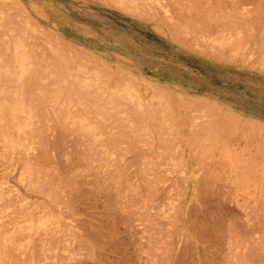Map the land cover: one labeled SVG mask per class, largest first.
Segmentation results:
<instances>
[{
  "label": "rangeland",
  "instance_id": "rangeland-1",
  "mask_svg": "<svg viewBox=\"0 0 264 264\" xmlns=\"http://www.w3.org/2000/svg\"><path fill=\"white\" fill-rule=\"evenodd\" d=\"M115 1L0 0V47L4 51L3 52L0 48V51L2 52H0V58L4 59L3 67L4 63H6V67H10V69L7 67L9 70L15 66V64H13L14 62L11 61L14 59V56L12 55L13 50L11 51L12 54L9 52V50L13 49L12 47L16 46V43H18L15 41H19V43L23 42V44H25L30 39L28 41V46L31 42L33 44L38 43L36 46L34 44L35 48L32 47L33 44H30L31 46L29 47L27 46V43L25 45L27 46L26 48L30 50V52H40L42 56H44L46 60L44 62L45 67L48 65L47 68H45V70L48 71V73L46 72V77L49 76V73L52 75V80L50 77H47L49 78V80L45 78L46 81L48 80L47 82H43V85L41 82V90L44 91L42 88L45 87V92L49 91V94H46L45 92L43 93L44 97L46 98L48 97L47 95H49V97H58L55 99L57 102L54 101V98L51 99L52 97L50 98L51 100H47L45 98L43 99L44 101L47 100L46 102L50 101L52 104L54 102V106L55 102L57 103L55 107L45 103L47 104V108L46 106H42V109L45 110V113L39 112L37 108V110L34 109V107L32 108L34 111L36 110L39 112V114L36 112L38 116L34 113L37 117H39L38 119L34 118L35 120H33V118L30 117V115L33 114L28 115L29 112L26 113V110H24L23 114L26 113L30 118H28V116L25 114L26 121L23 123L18 122L20 124H26V122L28 123L27 119H31L35 121L34 123L32 122L33 125L31 124V126H33L34 129H40L41 131L45 132L44 134H42L43 132L40 131V135H42L38 136V132L35 133V130L33 131L32 129L34 133H30L31 135L29 134L31 138L22 132L24 136L27 137L25 139L23 138V135L22 138L21 136L19 138L18 135H15L16 131L13 132L14 130H9L10 134L12 131L14 136H17L20 140L23 139L22 141H24V139H29L32 141V143L30 141V143L26 141L24 144H28L23 146L21 144L23 142L19 141V139L14 137L13 134H11L13 137H10V134L7 132V136L14 138L17 142H20V146L22 145L23 147L18 146V143V145H16V142L13 143L11 140L14 139H10L9 137L8 139L6 136H3V138L9 141L5 142V145V143H3L5 139L3 140L2 137H0V236H4L3 239L0 237V254H3L2 256L0 255V264H245L246 261L242 256L246 255L249 250L247 248L249 247L252 248V250H249L251 253H247L249 258H247V260L250 261V259H253L252 263L249 262V264H264V260H262V258L264 259V247L262 248V245L264 246V244L263 242L262 244L261 242H259V244L256 243L258 242V239L259 241L264 239V181H259L264 180V178H262L264 177V152H261V149L264 150V131H262L264 129L261 130V133L259 132L260 130H257V128H259H256L257 125L253 126V120L258 121L259 124L260 122L264 123V39H262L264 38L262 37L264 36L262 34L264 33V0L191 1V8H194L195 5H197L198 8L204 7L202 9L204 11L205 9L208 11L210 8L213 9L210 10L215 13V16L217 15L216 17L218 19L214 21L216 24L212 22L211 24L213 25H209V27L211 26L210 28L203 27L204 25L200 22V18L198 19L195 16L189 17L190 13L188 15L186 7L182 5L187 3L186 0ZM256 4H258V6ZM182 8L185 10L183 11ZM261 8L262 10H260ZM186 11L187 14L185 13ZM183 12L186 15H184ZM254 14L256 15L254 16ZM248 16H251V18H248ZM164 17H166V19ZM183 17L186 19L184 20ZM27 18L31 20H29V23L35 25L36 27L29 25V23L27 24ZM225 19L230 22L228 23ZM244 19L247 22L244 21ZM224 23L226 26L228 23L227 28L224 26ZM232 23H234L233 26H231ZM243 23L245 24L244 27H247V25L250 26L248 27V30L242 29ZM27 26H30V28L34 27L35 30L33 28L30 30V32H26L29 31V27ZM196 27L199 28L198 31L196 30ZM232 27H234V30L238 28L235 33L232 32ZM252 27L255 29L253 30ZM175 28L177 30L179 29V31L175 32ZM1 29H3L2 34L4 32H6V34L4 33L2 35ZM192 29L196 31H192ZM249 29H252V31H249ZM244 31L248 32H246L248 36H246ZM232 33H234L235 36L238 35L240 38V41L237 42L238 45L236 44L237 46L235 45L231 50L227 49L226 47H222L231 40L230 35H232ZM29 34H31L34 40ZM43 34H46L48 39H52V36L54 39H52V41L50 39H45ZM211 34L215 36L213 37ZM216 35L219 39H217ZM2 38L3 41H6V43L2 41ZM42 39H45L47 43ZM203 41H205L206 45L208 46H206ZM259 42L261 43L259 44ZM221 47L223 50H221ZM7 48L8 50H5ZM33 48L35 51L32 50ZM206 48L208 49L206 50ZM77 51L82 55L81 57L78 56V59H81L80 61L82 62L78 61L74 57H72V61H69L71 59L70 55H73ZM55 52H57V54ZM1 54H6V58H4L5 56H2ZM63 55L65 57L67 55L70 58H65L68 60L63 62ZM259 58H262L263 60L261 59V61ZM48 60H51V62H48ZM96 61H99L97 62L99 65H95L97 67L92 65L96 64L92 63ZM29 62L32 61L30 60ZM74 62L77 63L75 64ZM83 62V65H87V74H89V71L92 73H97V70H101L98 72V74H103L102 76L105 78V81H103V78H100L103 83H97L94 82L93 79H89L94 82L93 84L96 83L97 86L95 87L99 88L93 91H97L98 95L100 94V99L96 97L95 101H91V105L93 107L95 105L96 107L97 105L102 106L100 109L98 108L99 110L102 108V110L99 112H97L98 109H96V107L94 108L93 111L97 112L94 113L96 116H92V114L90 115L89 110H91L93 107L87 109L89 106L85 107L86 104L83 101L80 102L75 96L71 95L68 90L67 92L68 95H71L70 97L65 94L67 92H64L63 94L62 90L65 88V84L62 86L64 87L63 89L62 87L60 89L61 84H54V81L58 80L56 77H54L56 74H58L56 76L59 77V79L61 74L69 75L68 72H71L69 70H73L74 67H76V70L78 68V64L80 65V63L82 64ZM90 63L93 67L90 65ZM0 64L2 63L0 62ZM106 65L108 67H104ZM109 65L111 66L110 69ZM102 66L103 68H101ZM3 67L1 69L2 71L6 69ZM60 68L64 69L66 72L63 71V73L61 72L59 75ZM52 69L53 71H51ZM77 70H79V72L82 71V69ZM118 72H121V74ZM126 72L128 73L127 75L125 74ZM73 73L74 72H72V74ZM74 74L78 75V73ZM112 74H115V76L117 75V79H115L116 77L114 75L112 76ZM67 75L64 76V78H70L69 76L67 77ZM120 75H123V78H120ZM90 76L93 78V75ZM99 76L100 75L96 76L95 81H98L97 77ZM105 76H110V80L108 77L106 79ZM127 77L131 79L133 78V81ZM61 80H59V82ZM64 80H67L66 82H71L70 79H63V81ZM51 82H53V84ZM125 83L127 84L125 85ZM49 84H52V86L49 87ZM160 85H162L161 89H165V91L162 90V92L164 91L169 96L167 95V97H165L166 95H163L165 94L164 92L159 93ZM58 86L59 88H56ZM155 86L158 88L156 89ZM67 87L66 89H68ZM101 87H104V91L100 90L102 89ZM55 89L57 90L55 91ZM132 89H134L136 95L132 96L134 93L132 92ZM38 90H40L39 87ZM38 90V93H42ZM106 90L108 92H106ZM109 93L111 95L115 94V98L120 96H125L127 99L132 98L133 100L131 99V101L128 102L132 104L131 106H134L133 108L136 107V111L133 110L132 107H122L121 105L124 106L127 103V101L125 102L124 99H121L122 97L118 99H121L123 104L120 103L119 100L118 102L121 105H119L118 108L116 107L117 109L115 108L112 110L111 107L113 106L111 105H113V102L117 104V101L112 97V100H109L112 102H108L107 98L110 97ZM170 96H173V98H171L173 103L175 100L179 99L178 101L182 105L181 107L184 110V114L187 112L188 115L190 114L191 116H189V121L188 119H177L169 115L168 111L166 112L165 109L169 108L168 105L170 103V107L172 105V102L170 99H168ZM175 96L179 97L176 98ZM2 97L3 96L0 95V105H3L5 102L2 100ZM71 97L75 98L71 99ZM191 97H196V102L193 103L194 105L192 104L193 106H189L188 104V100L191 99ZM202 97L207 99L208 102L214 104L215 107L212 106V104L208 105H211L212 108H217L214 109V112L217 111V113H209V111L204 110V108L210 107L207 104L204 105V103L207 101H203V105L205 107H201L202 102H200V105L198 103L199 100L197 101V99ZM133 101L134 103H131ZM29 103L30 102H27L25 107V109H28V111L31 108ZM100 103L104 104L101 105ZM107 103L109 104V107L106 106L108 105ZM145 104H148L149 106ZM196 105H200V108L196 107ZM127 106H130L129 103ZM140 107V113L143 112L142 114L138 115V117H129L132 115V112H137L138 110L140 111ZM104 108H107L108 110ZM201 108L203 110H201ZM17 109L20 110L19 108ZM17 109L15 111L20 112ZM82 109H84V111H82ZM150 109L154 110V113H157L155 115L156 118H154V128L151 123L152 120L150 118L147 119L146 115H144L146 112H149L148 110ZM66 110L69 111L70 116H74V114L77 115L78 112H83L81 116L78 113V116L72 117V120L67 118V122H71L73 120L83 123L86 122L90 130H92L95 126L96 129L94 128L93 132L91 131L90 136L88 134V138L87 135L84 136L85 133H83V136L80 137L82 133L79 134L74 131L72 132L70 128L69 131H65V133L62 131V128L59 127V124H56V122L59 120H57V115H60L63 111L66 112ZM76 110H78L77 113ZM104 110L106 112L102 113ZM93 111L91 110V113H93ZM114 111L116 112V114L114 113L115 117H119V119L121 118L124 121L127 120L129 123H127V121L124 123L122 120H119L124 124L123 127V125L120 124V122L118 123V120L112 116ZM0 112H2L1 109ZM57 112L59 114L56 115ZM107 112L108 114L111 113L112 117H110V119L108 118V115L103 116L105 119L107 118V122L103 124L105 119L101 118V116L107 114ZM126 112L127 114H124ZM165 112L167 117L170 116L167 119L165 118L166 116L161 114ZM225 112L226 115L227 113L229 114V116L227 115V118L225 117L226 115L222 114ZM120 113H122L124 116L122 114L120 115ZM231 113L236 114L238 118L245 117L247 120L249 118V120L253 121V125L251 126L250 124L252 123L248 120L250 122L249 124L247 123L248 128H246L244 125V128L241 126L242 128L240 129H251L250 131H240V129L237 128L238 131L234 132V135L236 136L229 135V138L226 134L224 135L222 133L220 140H222V144L225 145L222 147L221 144H219V141L214 137L216 134H211L208 129L212 124L215 126L214 123L220 121V119L218 120V116L220 114L223 115L225 119L222 118V116H219V118H222L223 120L227 119L233 122L234 115H231ZM40 114L47 115H42V119ZM212 114H215V116ZM3 115L4 116L2 118L4 119L7 117L6 120H11L16 116L11 115L8 117V115ZM54 115L57 116V118ZM90 116H92L91 118L97 117L95 119L98 120L101 118V120L98 121L90 119V121L87 119ZM237 116H235L234 120L237 119ZM20 117L22 116L17 118L21 120L22 118ZM230 117L233 118L231 119ZM139 118L141 120L140 124L145 123L140 130V134L143 136L138 133L140 127L136 129ZM169 118L174 120V122H178V128L175 126L177 129L173 128L174 124L173 126L172 124H167V121L168 123L171 121ZM23 119L25 120V118ZM192 119L193 124L191 121ZM237 120L236 124L235 121L233 123L237 127H240V125L237 124ZM36 121H40V123L38 122L35 124ZM50 121H52V123ZM88 121H90V124ZM94 121L97 122V125H95ZM101 121L103 122L101 123ZM243 121L244 123L247 122H245V120ZM2 122H0V127H2L0 130L1 132H3L5 129H8V125L13 124L11 122L16 123L15 121L9 122L5 120ZM54 122L55 126L52 125ZM30 123L23 125L24 129L27 128L26 131L29 130L27 126H29ZM2 124L3 126H1ZM99 124H101L99 127L102 126L101 128L103 131L97 129L99 128ZM156 124L158 127H156ZM240 124H242V121ZM34 125H40V128L38 126L35 127ZM128 125H132V128H130V130H132L131 133H138L137 135H139L140 138H143L141 139L143 143L139 139L138 140L141 143L136 138H134L135 134H131L130 131H128L130 127L129 126L127 128ZM69 126L71 127L72 125ZM116 126H119L124 132L120 130L119 127L117 129ZM261 126L262 124H260V128H262ZM252 127L256 128L253 129V133ZM146 129L150 130L145 131ZM215 129L216 128L214 127V131ZM30 131L31 130L28 132ZM77 131L81 132L82 130ZM108 131L110 133H108ZM119 131L123 132L122 136H118ZM257 131L260 134H255ZM125 132L129 133L127 136L130 135L131 137H128V139H121L120 137H127ZM158 132H160V136H158ZM193 132H195V135ZM242 132H247L245 134H249L250 136H243L244 133ZM92 133H94V135H92ZM32 134L37 135L40 139L36 136L34 138ZM108 134L110 135L109 137ZM254 134L258 138L260 136V139H258L260 142L256 140L257 137L253 136ZM206 135H210L211 139ZM98 136L100 138L102 137L103 140L100 139L98 141L97 139H94H99ZM204 136H206L208 140L206 139L205 141ZM238 136H240V138ZM83 137H85V143L82 142L84 141ZM146 137L149 141L147 139L145 141L144 138ZM33 140H35V143ZM126 140L129 142L127 143ZM87 141L88 145L90 142V146H87ZM226 141L230 142L228 143ZM206 142H208V144L211 143V147L213 148H209L208 144L207 146L204 145ZM212 142L216 143L215 147L212 145ZM10 143H12V145L15 144L14 146L17 148L10 145ZM148 143L151 144L149 145ZM110 144H112L113 147H111ZM119 144L122 146L124 145L125 148L128 144L129 147L124 149V151L122 146L120 147ZM258 144L259 146L262 145L263 148L261 146V149H258ZM199 146H202V148H200L203 150L199 149ZM24 147H26V149H22ZM142 147L145 148H143L144 151ZM3 148L6 151L11 150V152L5 153L6 151H4ZM223 150H225V152ZM52 152L54 154H52ZM254 152H260L262 155L259 154L257 157H262L263 159H257L256 153ZM252 153L255 154V156ZM97 154L101 156L97 157ZM221 155L223 156L221 157ZM235 156L237 157L234 158ZM254 157L257 160H254ZM24 158L25 160L28 159L27 161L32 159L30 162L32 166H34V164L37 162L35 166L39 167H37L36 170L41 169L40 175L36 173L38 171H34V166L33 172L36 174L30 173L33 175V179H31L32 176L27 174L25 169L27 168V165H30V163L28 164L27 161H23ZM222 158H224V161ZM246 158L248 160L249 158L253 159V162L252 160H249L251 162L250 164ZM104 160L106 163L102 162ZM243 162H246L245 164L249 168L246 166L245 169ZM24 164H26V167ZM97 164L102 166L98 165V167ZM225 164L226 166H224ZM251 165L254 168L258 166V168L254 169ZM28 168L30 170L33 167ZM47 168H49L50 171H48ZM247 169L251 170L252 173ZM259 171L260 173H258ZM240 172L244 173L242 174ZM248 172L249 174H247ZM253 172H256L257 175L253 174ZM45 174H47L49 178L45 176ZM245 174L246 176H249V179L245 178ZM28 175L30 176V179ZM43 175L45 177H43ZM237 175L239 178L244 177L245 179L243 178L240 180ZM50 177H52L51 180ZM256 177L260 178L257 179ZM38 178L40 179L38 180L39 185L42 183V186L40 185V189L37 188L39 186H36L38 184ZM146 178L149 179L147 180ZM47 179H49L51 182ZM155 179H158V181L156 182ZM253 179V183L249 182ZM33 180L37 181V184H35ZM257 180L259 183H257ZM150 183L152 184V187H150ZM51 184L53 186H51ZM136 185H138L137 187L140 190L138 188V190L136 189ZM149 189L152 191L151 193L153 194L152 196H154L153 198H151V194L148 193ZM52 190L55 191V193L52 192ZM49 194L52 198L49 196ZM189 213L190 217H188ZM30 215L32 217H30ZM182 215H185L184 218ZM215 215H217V217ZM125 216L126 218L124 219ZM28 217L32 218V220ZM197 221L200 225L197 223ZM141 222H143V224H141ZM33 223L35 224L37 230L43 225V228L41 227V229L38 230L40 232L37 231L41 235L37 234L35 230L32 232V229H35ZM47 223L49 226H46ZM229 226H231V228ZM201 227L206 228L207 231L206 229L202 230ZM143 229H146L147 232H145V230L143 231ZM11 230L13 232H10ZM228 230L229 234L231 235L236 233L234 236L232 235V237L240 238L241 236L242 238L244 236L245 240H243L242 244L240 243L242 239H236L237 242L239 241L240 244H238L240 246L239 248L235 246L236 249L233 251V256H231L229 252L230 250L227 248L229 245L228 241L233 239H230V235H227L228 232H225ZM25 231L29 233L27 234ZM91 231L92 233L95 231L96 232L92 234ZM201 231L205 236L201 234ZM206 232L211 234H206ZM35 233L36 236H31V238L35 240L34 241L33 239L31 240L29 234L35 235ZM261 233L263 235H261ZM199 234L201 236L203 235L204 237H201ZM27 235L29 237H27ZM42 235H44V237L47 239L43 238ZM92 235L95 236L93 237ZM149 235H153L152 237L155 239V242H151L150 240V243L152 244L149 243ZM236 235L239 237H236ZM245 235L247 237H245ZM12 236L17 237L14 239ZM260 236H262L263 239L260 238ZM38 237H40V240ZM41 239H43L42 241L44 242L45 240H50L51 242L48 241V244L45 242V244L41 245ZM154 239L152 241H154ZM233 240H231V244L236 242L235 239ZM59 241L63 244H60ZM63 241L66 243L64 244ZM35 242L39 244L34 246L33 244H35ZM93 243H95V245ZM31 244L34 246V248H32L33 246ZM23 245L25 247L27 246V248L23 247ZM87 245L89 247H85ZM97 245L100 246L98 247ZM150 245L153 247V249H151L152 247ZM4 246L5 248H8L6 249L7 251L3 250ZM90 247L91 249L94 248V250L88 251ZM148 247L151 250H149ZM185 247L188 248L186 251ZM260 247L263 249V251ZM53 248H56L55 250L58 252H55H57V254L54 252ZM86 248H88V250ZM221 248H223V251ZM42 249H47V251L49 249V251L45 254L46 250L43 251ZM95 249H97L99 252L97 250L95 251ZM36 250H41V252H37ZM3 251H5V253ZM24 251L26 252L24 253ZM51 251L55 254L51 253ZM255 251H257V253H254ZM32 252L35 253V256L32 254ZM87 252H91V255ZM169 252H171V254ZM185 254L187 255L186 257H184ZM164 255L169 257L170 260ZM170 255H172V257ZM178 259H180V261ZM184 260L186 261L184 262Z\"/></svg>",
  "mask_w": 264,
  "mask_h": 264
},
{
  "label": "bare ground",
  "instance_id": "bare-ground-1",
  "mask_svg": "<svg viewBox=\"0 0 264 264\" xmlns=\"http://www.w3.org/2000/svg\"><path fill=\"white\" fill-rule=\"evenodd\" d=\"M114 1H115V0H114ZM116 1H117V0H116ZM116 1H115V2H116ZM122 1H124V0H122ZM172 1H173V0H172ZM184 1H185V0H184ZM186 1H187V3H184V4H182V5H183L184 7H186V10L188 11V15H189V13H190L189 17L195 16V17L198 18V19L200 18V22L204 25L203 27H208V28H210L211 26L209 27V25H213V24H211V23L214 22V21H216V19H218V18L216 17L217 15L215 16V15H214L215 13L212 12V10H213L212 8L209 7L210 9H212V10H210V9L208 8L209 11H208L207 9H205V11H204V10H202L204 7H203V8H198L197 5H195L194 8H191V3H190V2H191V1H197V0H186ZM118 2H120V1H118ZM125 2H126V1H125ZM153 3H154V2H153ZM181 3H183V2H181ZM181 3H180V4H181ZM189 3H190V4H189ZM121 4H122V2H121ZM156 4H157V3H156ZM221 4H222V3H221ZM256 5L258 6V4H256ZM118 6H119V5H118ZM121 6H122V5H121ZM123 7H124V5H123ZM155 7H156V6H155ZM157 7H158V6H157ZM130 8H132V7H130ZM180 8H181V7H180ZM257 8H259V7H257ZM136 9H137V8H136ZM182 9H183V11L185 10L184 8H182ZM189 9H190V10H189ZM180 10H181V9H180ZM260 10H262V8H261ZM187 11L185 12L186 14H187ZM260 12H262V11H260ZM183 14H184V12H183ZM186 14H184V15H186ZM260 14H261V13H260ZM255 15H256V14H254V16H255ZM232 16H234V15H232ZM232 16H231V18H232ZM252 17H253V16H252ZM29 18H30V17H29ZM164 18L166 19V17H164ZM167 18H168V17H167ZM183 18H184V17H183ZM248 18H251V16H250V17L248 16ZM185 19H186V18H184V20H185ZM188 19H190V18H188ZM245 19H246V18H245ZM245 19H244V21L247 20V19H246V20H245ZM252 19H253V18H252ZM255 19H256V17H255ZM259 19H260V18H259ZM29 20H30V19L27 18V21H26L27 24L29 23ZM225 20H226V19H225ZM228 20H229V18H228ZM30 21H31V20H30ZM167 21H168V20H167ZM169 21H170V19H169ZM226 21H227V20H226ZM247 21H248V20H247ZM247 21H246V22H247ZM249 21H251V20H249ZM258 21H259V20H258ZM173 22H174V21H173ZM227 22L229 23L230 21H227ZM246 22H245V23H246ZM251 22H252V21H251ZM31 23H32V22H31ZM168 23H170V22H168ZM228 23H227V26H228ZM260 23H261V21H260ZM214 24H216V23L214 22ZM218 24H219V23H218ZM224 24H225V23H224ZM233 24H234V23H232L231 26H233ZM247 24H248V23H247ZM258 24H259V22H258ZM258 24H255V25H258ZM29 25H32V26L36 27L35 25L30 24V23H29ZM176 25H177V24H176ZM197 25H198V24H197ZM222 25H223V24H222ZM222 25H219V26H222ZM236 25H237V24H236ZM236 25H235V26H236ZM224 26L227 28L226 24H225ZM235 26H234V27H235ZM244 26H245V24L243 23V25H242V29H245V30H248V27H250V26H248V25H247V27H244ZM253 26H254V25H253ZM27 27H29V28H28L29 31H26V32H30V30H32V29L34 28V27L30 28V26H27ZM37 27H38V26H37ZM174 27H175V25H174ZM198 27H199V26H198ZM198 27H196V30H197V31L199 30ZM234 27H232V28H233V31H232V32L235 33V32L237 31L238 28H237L236 30H234ZM236 27H237V26H236ZM236 27H235V28H236ZM239 27H241V26H239ZM254 27H255V26H254ZM219 28H220V27H219ZM230 28H231V27H230ZM252 28H253V27H252ZM36 29H37V28H36ZM175 29H176V28H175ZM194 29H195V28H194ZM202 29H203V28H202ZM254 29H255V28H253V30H254ZM1 30H2V31H1V34H2L3 29H1ZM12 30H13V29H12ZM34 30H35V28H34ZM39 30H40V29H39ZM196 30H193V29H192V31H196ZM203 30H204V29H203ZM224 30H225V28H224ZM250 30L252 31V29H249V31H250ZM40 31H42V30H40ZM177 31H179V29H178V30L176 29L175 32H177ZM18 32H19V30H18ZM20 32H21V31H20ZM43 32H44V31H43ZM184 32H185V31H184ZM228 32H229V31H228ZM244 32L246 33L247 31H244ZM254 32H255V31H254ZM262 32H263V31H262ZM262 32H261V33H262ZM4 33L6 34V32H4ZM4 33H3V34H4ZM44 33H45V32H44ZM173 33H174V32H173ZM173 33H172V34H173ZM234 33H232V35H230L231 40H230L227 44H225V45H224V44H220V45H224V46H222V47H226L227 49H230V50L233 49V47L237 44V42L240 41V40H239L240 38L238 37V35L235 36ZM247 33H248V32H247ZM247 33H246V36H248ZM3 34H2V35H3ZM213 34H214V33H213ZM238 34H239V33H238ZM262 34L264 35V33H262ZM262 34H261V35H262ZM19 35H20V34H19ZM29 35L31 36V34H29ZM29 35H28V36H29ZM41 35H42V34H41ZM44 35H45V36H44ZM177 35H178V33H177ZM211 35H212V34H211ZM16 36H17V35H16ZM20 36H21V35H20ZM30 36H29V37H30ZM50 36H51V35H50ZM212 36H213V35H212ZM214 36H215V35H214ZM214 36H213V37H214ZM234 36H235V37H234ZM249 36H250V35H249ZM253 36H254V35H253ZM31 37H32V36H31ZM43 37H44L45 39H48V38H47L48 36H46V34H43ZM185 37H186V36H185ZM185 37H184V38H185ZM213 37H212V39H213ZM216 37H217V35H216ZM216 37H215V40H216ZM232 37H233V38H232ZM250 37H252V36H250ZM262 37H264V36H262ZM14 38H15V36H14ZM17 39H18V38H17ZM17 39H16V40H17ZM32 39H33V37H32ZM45 39H44V40L42 39V40L45 42V41H46ZM49 39H50V38H49ZM49 39H48V40H49ZM52 39H54L53 36H52ZM52 39H50V40L52 41ZM217 39H219V38L217 37ZM262 39H264V38H262ZM21 40H22V39H21ZM21 40H20V41H21ZM29 40H30V39H29ZM29 40H28V41H29ZM33 40H34V39H33ZM33 40H32V41H33ZM184 40H186V39H184ZM213 40H214V39H213ZM2 41H3V38H2ZM28 41L26 42V43H27V46H28V43H29ZM51 41H50V42H51ZM218 41H219V40H218ZM221 41H222V40H221ZM260 41H261V40H260ZM3 42L6 43V41H3ZM15 42H18V43H16V46L13 45V46H14V47H12L13 49H10V47H9V49H10L9 52H10V53H11V51L13 50V51H12L13 54H12V53H11V54L14 56V57H13L14 59H12V58H10V59H12L11 61L14 62L13 64H15V66H13V68H12L11 70H9L10 67L7 66V67L9 68V69H8V68L6 67V63H4V67H3L4 59L0 58V59L2 60V61L0 60V62L2 63V64H0V95L3 96V97H2V98H3L2 100L5 101L3 105L1 104L2 106L0 105V106H1L0 109H1V111H2V112H0V114H1V115H0V116H1L0 118H1L2 121L5 120V121H9V122H10V121H15V122H16V123L11 122V123H13V124L8 125V129H5V130L3 129V130H4L3 132L0 131V132H1L0 137H2L3 140L5 139V138H3V136H6L7 138H8L9 136H10V137H13V136H14V134L12 133V131H11V134H13V136H11V134L9 133V132H10L9 130H14L13 132L16 131L18 134L15 132V135H18L19 138H20V136H21V138H22V135H23V138L26 139L27 137H25L24 134L28 135V137L31 138V136H30L31 134H30V133H34V132H35V133L38 132V136H41V135L44 134L45 132L41 131L40 129H39V130L36 129V128L34 129L33 126H31L32 122H33V123L35 122V121H33V120L39 118V117H37L38 115L36 114V112L39 111V112H41V113H45V110L42 109V106H43V107L46 106V108H47V104L54 106V105H53L54 102H53V104L50 103V101H49V102H46V101H47L48 99H50L52 96L49 97V95H47L49 98H48V97H47V98L44 97V94H43V93L45 92V87L42 88L44 91L41 90V82H42V85H43V82L45 83V82H47V81L49 80V78H47V77H50V78L52 77V75H51L50 73H49V76L46 77V72L48 73V71H46L45 68H47L48 65L46 64L47 66L45 67L44 62H45L46 60H45L44 56H42V54H41L40 52H35V53H34V52H30V50H28V49L26 48L27 46L25 45V44H26L25 42H24L25 44H23V42L19 43V41H15ZM15 42H13V43H15ZM30 42H31V41H30ZM50 42H48V43H50ZM203 42L205 43V41H203ZM211 42H212V40H211ZM214 42H215V41H214ZM261 42H262V41H261ZM261 42H259V44H260ZM5 43H4V44H5ZM40 43H41V42H40ZM46 43H47V41H46ZM200 43H201V42H200ZM212 43H213V42H212ZM263 43H264V41H263ZM263 43H262V44H263ZM0 44H1V43H0ZM30 44L32 45L33 43L31 42ZM30 44H29V46H31ZM34 44H35V43H34ZM34 44H33L32 47L35 48L36 44H38V43H36L35 46H34ZM189 44H190V43H189ZM7 45H9V44H7ZM43 45H44V44H43ZM205 45H206V43H205ZM237 45H238V44H237ZM237 45H236V46H237ZM9 46H10V45H9ZM29 46H28V47H29ZM191 46H192V45H191ZM206 46H208V45H206ZM210 46H211V45H210ZM261 46H262V45H261ZM3 47H4V46H3ZM23 47H24V48H23ZM57 47H58V46H57ZM218 47H219V46H218ZM222 47H221V50H223ZM263 47H264V44H263ZM0 48H1V47H0ZM30 48H31V47H30ZM30 48H29V49H30ZM34 48L32 49L33 51H35ZM50 48H51V47H50ZM261 48H262V47H261ZM261 48H260V49H261ZM53 49H54V48H53ZM207 49H208V48H206V50H207ZM234 49H235V48H234ZM258 49H259V48H258ZM1 50H2V48H1ZM5 50H8V48L5 49ZM224 50H225V49H224ZM2 51H3V50H2ZM55 51H56V47H55ZM261 51H262V50H261ZM261 51H260V52H261ZM0 52H1V51H0ZM3 52H4V51H3ZM48 52H49V51H48ZM258 52H259V51H258ZM1 53H2V52H1ZM10 53H9V55H10ZM43 53H44V52H43ZM52 53H53V51H52ZM55 53L57 54V52H55ZM58 53H59V51H58ZM263 53H264V51H263ZM67 54H68V53H67ZM260 54H262V53H260ZM1 55L3 56L4 54H1ZM12 55H11V57H12ZM43 55H44V54H43ZM68 55H70V54H68ZM4 56H5L4 58H6L7 55L5 54ZM63 56H64V55H63ZM78 56L81 57L82 55H81L80 52L77 51V52H75L73 55H70L71 59H70L69 61H72V57H74L75 59H77L78 61H80L81 59H78V58H79ZM230 56H231V54H230ZM263 56H264V55H263ZM263 56H262V57H263ZM9 57H10V56H9ZM46 57H47V56H46ZM57 57L59 58L58 55H57ZM70 57L66 55V57L64 56V60H62V61H63V62H64V61H67L68 59H65V58H70ZM228 57H229V56H228ZM7 58H8V57H7ZM58 58H57V60H58ZM96 58H98V57H96ZM263 58H264V57H263ZM61 59H62V57H61ZM61 59H60V61H61ZM259 59H260V58H259ZM261 59H262V58H261ZM261 59H260V60H261ZM30 60H31L32 62H29ZM84 60H85V59H84ZM236 60H237V59H236ZM262 60H263V59H262ZM262 60H261V61H262ZM49 61L51 62V60H48V62H49ZM94 61H95V60H94ZM48 62H47V63H48ZM80 62H82V61H80ZM97 62H99V61L92 62V63H96V64H92V65H94V66H95V65H99ZM29 63H30V64H29ZM31 63H32V64H31ZM61 63H62V62H61ZM68 63H69V62H68ZM74 63L76 64L77 62H74ZM101 63H102V61H101ZM263 63H264V62H263ZM62 64H63V63H62ZM72 64H73V63H72ZM72 64H70V65H72ZM83 64H84V62H83L82 64L80 63V65L78 64V66H77V67H78L77 69H82L83 72H82L81 70H80L81 72H79V70H77V69L75 70L76 67H74L73 70H69V71H71V72H68L69 75H67V74H65V75L63 74V75H62L61 72L63 73L64 69L60 68V69H59V72H60V73H59V72H58V73H59V75L61 74L62 77L60 76V79H59V77L56 76V75H58V74H56L55 76H54V74H53V76L56 77V78L58 79V80H56V81H58V82H59V80H61V78H62V80H61L59 83L56 82V81H54V80H53V81H54V84H55V83H57L58 85L61 84L60 89H61V87H62L64 84H65L66 86L64 85L65 88L62 87V89H63V88L66 89V87L68 86V87H67L68 89H66V90L63 89V90H62L63 94H64V92H67V90H68V91L71 93V95L75 96L80 102L83 101V102L86 104L85 107L89 106V107H87V109H90L91 107H93V106L91 105V101H95V100H96V97L99 98V95H100V94L98 95V92H97V91H93V90H95V89H96V90L99 89L98 87H95V86H97L96 83H95V84H93V83H94V82L101 83L102 80H101L100 78H103V76H102L103 74H102V75H101V74H98V72L101 71V70H97V68H96V70H97L98 72L95 73V72L93 71L95 74L92 73L91 71H89V74H90V75H93V78H92V76H90L89 74L86 73V71L88 70V69L86 70V66H87V65H83ZM53 65H54V64H53ZM66 65H68V64H66ZM90 65H91V63H90ZM92 65H91V66H92ZM103 65H104V64H103ZM73 66H74V65H73ZM81 66H82L83 68H82ZM109 66H110V65H109ZM2 67H3V68H6V69H4V71H2V70H1ZM66 67H70V66H66ZM92 67H93V66H92ZM95 67H97V66H95ZM104 67H108V66L106 65V66H104ZM101 68H103V66H102ZM110 68H111V66L109 67V69H110ZM53 69H54V68H53ZM53 69H52L51 71H53ZM66 70H68V69H66ZM92 70H93V69H92ZM106 70H107V68H106ZM54 71H55V70H54ZM84 71H85V72H84ZM117 71H119V70H117ZM55 72H56V71H55ZM64 72H66V71H64ZM72 72H74V73H78V75H77V74H74V73H73V74H74V75H73ZM87 72H88V71H87ZM51 73H52V72H51ZM81 73H82L83 75H82ZM107 73H108V72H107ZM111 73H113V72H111ZM118 73L121 74V72H118ZM96 74H97V75H96ZM115 74H117V73H115ZM115 74H112V76H113V75L115 76ZM122 74H123V73H122ZM125 74L127 75L128 73L126 72ZM50 75H51V76H50ZM66 75H67V77L69 76L70 78H66V77L64 78V76H66ZM70 75H71V76H70ZM87 75H88V76H87ZM94 75H95V76H94ZM98 75L102 76V77H100V76L97 77V78H98V81L101 80V81H99V82H98V81H95V80H96V76H98ZM105 75H106V74H105ZM117 75H118V74H117ZM117 75H116V76H117ZM116 76H115V77H116ZM120 76H121V75H120ZM105 77H106V79H107V77L109 78L110 76H105ZM45 78L48 79V80L46 81ZM73 78H74V79H73ZM90 78L93 79L94 82L91 81V80H89ZM94 78H95V79H94ZM111 78H112V77H111ZM120 78H123V75H122ZM124 78H125V77H124ZM127 78H128V79H131V78H129V77H127ZM44 79H45V80H44ZM54 79H55V78H54ZM63 79H68V80L70 79L71 82H69V81L66 82L67 80H64V81L67 83V84H66V83L63 81ZM115 79H117V77H116ZM128 79H127V80H128ZM134 79H135V78H134ZM43 80H44V81H43ZM51 80H52V78H51ZM51 80H50V81H51ZM109 80H110V78H109ZM109 80H108V81H109ZM123 80H124V79H123ZM131 80L133 81V78H132ZM103 81H105V78H103ZM128 81H129V80H128ZM91 82H92V83H91ZM48 83H49V82H48ZM48 83H47V84H48ZM51 83L53 84V82H51ZM62 83H63V84H62ZM102 83H103V82H102ZM129 83H131V82H129ZM154 83H155V82H154ZM154 83H153V85H154ZM52 84H49V87H51ZM68 84H69V85H68ZM92 84H93L94 86H93ZM126 84H127V83H125V85H126ZM98 85H100V84H98ZM107 85H108V84H107ZM107 85H106V87H107ZM44 86H45V85H44ZM156 86H158V85H156ZM156 86H155V87H156ZM161 86H162V85H160L159 93H160V92L163 93V92L165 91V89H161V88H162ZM38 87H39L40 90H38ZM42 87H43V86H42ZM47 87H48V86H47ZM49 87H48V88H49ZM124 87H125V86H124ZM56 88H59V86L56 87ZM101 88H102V89H100V90L104 91V90H103L104 87H101ZM126 88H127V87H126ZM157 88H158V87H156V89H157ZM163 88H164V87H163ZM105 89H106V88H105ZM37 90L40 91V92H42V93H38ZM49 90H50V89H49ZM56 90H57V89H55V91H56ZM162 90H164V91L162 92ZM155 91H156V90H155ZM50 92H51V91H50ZM62 92H61V94H62ZM106 92H108V91L106 90ZM125 92H126V91H125ZM125 92H124V93H125ZM132 92H134V89H132ZM45 93H46V94H47V93L49 94V91H47V92H45ZM128 93H129V92H128ZM128 93H127V94H128ZM164 93H165V92H164ZM39 94H42V95H39ZM65 94L68 95V92L65 93ZM109 94H110V93H109ZM71 95H68V97H70ZM114 95H115V94H113V95L110 94V95H109V96H110V97H109L110 99L107 98V96H106V98L108 99V102H110V103H111L112 101H109V100H112V97L117 101V104L114 103V102H113V105L110 104L111 106L114 107V108H113V107L110 106V107L112 108V110L115 109L116 107L118 108V106L121 105V104H119V102L122 103L121 99H124L125 102L127 101L126 105H124V106L121 105L122 107H125V106H126L127 108H129V107H132V108H133V107H134V106H131L132 104H130V102H128V101H131L132 98H131V99H127L125 96H123V97L120 96V97H122V98H121V99H118V98H120V97H116V98H115ZM123 95H124V94H123ZM133 95H136L135 92L132 94V96H133ZM163 95H166L165 97H167L168 94L165 93V94H163ZM45 96H46V95H45ZM132 96H130V97H132ZM168 96H169V95H168ZM42 97H43V98H42ZM55 97H56V96H55ZM55 97H52L51 99L54 98V101H56L55 99H57L58 97H57V98H55ZM63 97H64V95H63ZM75 97H73V98H75ZM104 97H105V96H104ZM128 97H129V95H128ZM175 97H176V96H175ZM178 97H179V96H177L176 98H178ZM188 97H189V96H188ZM44 98L47 99V100L44 101V100H43ZM60 98H61V97H60ZM73 98L71 97V99H73ZM92 98H93V99H92ZM125 98H126V100H125ZM137 98H138V95H137ZM163 98H164V96H163ZM171 98H173V96L168 97V99H170V101L172 102ZM195 98H196V97H195ZM195 98H192V97H191V99L188 98V99H189V100H188V104H189V106H193V105H194L193 103L196 102V101H195V100H196ZM51 99H50V100H51ZM91 99H92V100H91ZM99 99H100V98H99ZM139 99H140V98H139ZM154 99H155V97H154ZM164 99H165V98H164ZM193 99H194V100H193ZM200 99H202V100H200ZM200 99L198 98L197 101L199 100L198 103H199L200 105H201L200 102H202L201 107H205V106H204L205 104H207V105H208V104H212L211 102H208V100H207V99H204L203 97L200 98ZM119 100H120V101H119ZM132 100H133V99H132ZM156 100H157V98H156ZM166 100H167V98H166ZM178 100H179V99H178ZM178 100H175L174 103L172 102L171 107H170V104H171V103H170V104L168 105L169 108L165 109L166 112L168 111V114H169V115H171L172 117H175V118H177V119H184V120H187V119H188V121H189V116H190V114L188 115L187 112H185L186 114H184V110H183L182 107H181L182 105H181V103H180ZM98 101H99V100H98ZM118 101H119V102H118ZM135 101H137V100H135ZM158 101H159V100H158ZM170 101H168V102H170ZM203 101H207L208 103H207V102L204 103ZM27 102H30L29 105L31 106V108L29 109V111H28V109H25ZM51 102H52V101H51ZM56 102H57V101H56ZM56 102H55V106H56V104H57ZM45 103H47V104H45ZM58 103H59V102H58ZM65 103H66V102H65ZM128 103H129L130 106H127ZM131 103H134V101L131 102ZM136 103H137V102H136ZM203 103H204V105H203ZM67 104H68V103H67ZM87 104H88V105H87ZM100 104L102 105V104H104V103H100ZM107 104H108V103H107ZM122 104H123V103H122ZM192 104H193V105H192ZM196 104H197V103H196ZM65 105H66V104H65ZM94 105H95V104H94ZM114 105H115V106H114ZM116 105H117V106H116ZM133 105H134V104H133ZM145 105L149 106L148 104H145ZM200 105H196V107L200 108ZM207 105H206V106H207ZM27 106H28V105H27ZM30 106H28V107H30ZM55 106H54V107H55ZM60 106H61V105H60ZM106 106L109 107V104L106 105ZM121 106H120V107H121ZM140 106H141V105H140ZM172 106H173V108H172ZM208 106L211 107V105H208ZM212 106H214V104H212ZM217 106H218V105H217ZM33 107H34V109L37 108L38 111H36L37 109L34 111V109H32ZM58 107H59V106H58ZM62 107H63V106H62ZM62 107H60V108H62ZM95 107H96V105H95L93 108H91V110L93 111ZM100 107H102V106H98V105H97L96 109H98V108L100 109ZM196 107H195V108H196ZM210 107H206V108H204V110H205V111H206V110L209 111V113H213V112H214V109H217V108H212V107L210 108ZM214 107H215V106H214ZM17 108H19L20 110H18ZM48 108H49V106H48ZM83 108H84V107H83ZM117 108H116V109H117ZM198 108H197V110H198ZM207 108H208L209 110H208ZM16 109H17L18 111H20V112L15 111ZM85 109H86V108H85ZM96 109H95V111H96ZM99 109L97 110V112H99V111L102 110V108H101V110H99ZM104 109H107V108H104ZM130 109H131V108H130ZM137 109H138V108H137ZM189 109H190V108H189ZM211 109H213V110H211ZM220 109H221V108H220ZM24 110H26V113L29 112L28 115H30V114H33V115H34V116H33V115H30V117L33 118V120H31V119H27L28 123L31 122L30 125H29V126H31V127L27 126L28 129L31 130L30 132H28L29 130L26 131L27 128H25V129L23 128V125H27V124H28L27 122H26V124H25V123H24V124H20V123H23V122L26 121V115H27V114H26V113L23 114ZM30 110H31V111H30ZM78 110H79V109H78ZM78 110H76V113L78 112ZM91 110H89V111H90V115L92 114V116H94V115L96 116V114H94V113H97V112H94V111H93V113H91ZM107 110H108V109H107ZM133 110L136 111V107L133 108ZM133 110H132V111H133ZM199 110H200V109H199ZM201 110H203V109L201 108ZM82 111H84V109H82ZM116 111H117V110H116ZM138 111H139V110H138ZM138 111H137V112H132V113H131L132 115L129 114V115H130L129 117H132V118H133V116H137V117H138V115H140V114L143 113V112L140 113V112H141V107H140V111H139V112H138ZM148 111H149V112H146V114H144V115H146V118H147V119L150 118V119L152 120L151 123H152L153 128H154L155 125H154L153 123H154V121H155L154 118H156L155 115H156L157 113H154L155 111H154V110H151V109L148 110ZM151 111H152V112H151ZM161 111H162V110H161ZM210 111H211V112H210ZM215 111H216V110H215ZM30 112H31V113H30ZM39 112H38V114H39ZM105 112H106L105 110H104V112L102 111V113H105ZM117 112H118V111H117ZM120 112H121V111H120ZM144 112H145V111H144ZM166 112H165V113H161V114L164 115V116H166V115H165ZM222 112H224V111H222ZM18 113H20V114H18ZM34 113H35L37 116H36ZM46 113H47V112H46ZM51 113H52V112H51ZM51 113H50V114H51ZM60 113H61V112H60ZM78 113H79V112H78ZM78 113H77V115L74 114V116H70L68 110H66V112L63 111L60 115H57V114H59V113L57 112L56 115L58 116V118H57V116L54 115V116L57 118V120L59 119V120L56 122V124H57V123L59 124V127L62 128V131H63V132H65V131H66V132L69 131V128H70L72 132L74 131V132L79 133V134L82 133V134L80 135V137H82V136H83V133H85L84 136L87 135V138H88V134H89V136H90L91 131L93 132V129L95 128V126H94V128L92 127V128H93L92 130H90L89 127L87 126L88 124H87L86 122L83 123V122H79V121H77V120H73V121H71V122H67V118H70L69 120H72L71 118H72V117H75V116H78ZM82 113H83V112H82ZM82 113H79L80 116H81ZM114 113L116 114V112H115V111L113 112V115H112L113 117H115V116H114V115H115ZM118 113H119V112H118ZM158 113H159V112H158ZM189 113H190V112H189ZM202 113H203V112H202ZM202 113H201V114H202ZM214 113H217V111L214 112ZM220 113H221V112H220ZM229 113H230V112H229ZM3 114L8 115V117L11 116V115H13V116L16 115V116H15V117L12 116L13 118H12V119L10 118L11 120H8V119L6 120L7 117L4 118V119L2 118V117L4 116ZM21 114H22V115H21ZM25 114H26V115H25ZM54 114H55V112H54ZM87 114H88V113H87ZM121 114H122V113H120V115H121ZM124 114H127V112L124 113ZM222 114L226 115V112H225V113H222ZM18 115H19V116H22V117H20V118H22L21 120H20L19 118H17V117H19ZM28 115H27V116H28ZM42 115H47V114H40V117L43 119V116H42ZM48 115H49V114H48ZM85 115H86V114H85ZM99 115H100V114H99ZM105 115H108V118L112 117V116H111V113L108 114V112H107V114L102 115L101 118H104L103 116H105ZM120 115H117V116H120ZM122 115H123V114H122ZM212 115H213V114H212ZM218 115H219V114H218ZM227 115L229 116L228 113H227ZM227 115L225 116L226 118H227ZM231 115H234V118H233V117H232V118H233V122L235 121V124H236V120L238 119V120H237V124L240 125V127H237V126H236L232 121H230V120H227V119H226V120H223L222 118L225 119V117H224L223 115L220 114L219 116H220V117L222 116V118H219V116H218V120L220 119V121H217L216 123H214L215 126H213V124H212V125L209 127V129H208V131L211 132V134H212V133L216 134V136H214V137L219 141V144H221L222 147L225 146V145L222 144V140H220V137H221V134H222V133H223L224 135L226 134L227 137L229 138V137H230L229 135H232V136H233V135L235 134L234 132H235V131H238L237 128L240 129V128H242L241 126H243V128H244V125L246 126V128H248L247 125H248L250 122L252 123V122L254 121V125H253V123L250 124V125H251V126H252V125H253V126H256V125H257L256 128L259 127V128H257L258 131L260 130L259 132L262 133V131H264V130H262V129H264V127H263V126H264V125H263L264 123H262V122H260V124H262V126H261L262 128H260V124L258 123V121H255V120L252 121V120H249V118H248V120L250 121V122H249L247 119H245V117H243L244 119L239 117V118H240V119H239L238 116H237L236 114H234V113L232 114V113H231ZM50 116H51V115H50ZM92 116L88 117L87 119H88V120H90V119H91V120H92V119H94V120H98V119H95V118H97V117H95V118H94V117L91 118ZM123 116H124V115H123ZM123 116H120V117H123ZM213 116H215V114H214ZM235 116H237V119H236V120H234V119H235ZM240 116H242V115H240ZM30 117L28 116V118H30ZM36 117H37V118H36ZM168 117H170V116H168ZM168 117L166 116L165 118L167 119ZM184 117H185V118H184ZM190 117H191V116H190ZM23 118H25V120H24ZM34 118H35V119H34ZM41 118H40V119H41ZM46 118H47V117H46ZM99 118H100V117H99ZM101 118H100V120H101ZM117 118H118V119H117ZM230 118H231V117H230ZM232 118H231V119H232ZM16 119H17V120H16ZM104 119H105V118H104ZM104 119H102V120H104ZM106 119H107V118H106ZM106 119H105L104 122L101 121V123L103 122V124H105V122H107ZM110 119H111V118H110ZM110 119H108V120H110ZM115 119L118 120V123L120 122L119 120H122L121 118L119 119V117H115ZM124 119H125V118H124ZM128 119H130V118H128ZM173 119H174V118H173ZM241 119H242V120H241ZM1 120H0V122H2ZM30 120H31V121H30ZM91 120H90V121H91ZM100 120H98V121H100ZM138 120H139V122L137 123V128H136V129H138V128L140 127V128H139V131H138V133L140 134V133H141V131H140V130H141V127H142L145 123H144V124H140V121H141L140 118H139ZM169 120H171V119L169 118ZM240 120L242 121V124H243V125L240 124V123H241ZM243 120H245V122H246V121H247V122L244 123ZM85 121H86V120H85ZM90 121H88V123H89ZM112 121H113V118H112ZM126 121H127V120H125V121L122 120V122H124V123H125ZM191 121H192V124H193V119H192ZM239 121H240V122H239ZM18 122H20V123H18ZM38 122L40 123V121H38ZM38 122L36 121L35 124H37ZM41 122H42V121H41ZM50 122L52 123V121H50ZM122 122H120V124H122L123 127H124V124H123ZM134 122H135V121H134ZM134 122H133V123H134ZM173 122H174V120L169 121V123H168V121H167V124H169V125L172 124V126H173V124H174V127H173V128H174V129H177V128H178V125H179L178 122H174V123H173ZM238 122H239V123H238ZM255 122H256L257 124H256ZM2 123H3V122H2ZM94 123H95V125H97V124H96L97 122L94 121ZM98 123H100V122H98ZM112 123H113V122H112ZM127 123H129V122L127 121ZM131 123H132V122H131ZM141 123H142V122H141ZM202 123H203V121H202ZM247 123H248V124H247ZM8 124H9V123H8ZM54 124H55V122H54L52 125L55 126ZM89 124H90V123H89ZM138 124H140L141 126L138 125ZM210 124H211V123H210ZM32 125H33V124H32ZM40 125H41V124H40ZM40 125H36V126L39 127ZM42 125H45V124H42ZM69 125H72V126L70 127ZM100 125H101V124H99L98 127H99ZM113 125H114V124H113ZM126 125H127V124H126ZM132 125H135V124H132ZM132 125H131V126H130V125L127 126V128L130 126V127H129V130H128V131H130V133L132 132V130H130V128H132ZM169 125H168V126H169ZM1 126H3V124H2ZM34 126H35V125H34ZM36 126H35V127H36ZM49 126H50V125H49ZM49 126H48V127H49ZM175 126H177V128H176ZM201 126H202V125H201ZM251 126H250V127H251ZM4 127H5V126H4ZM6 127H7V123H6ZM6 127H5V128H6ZM10 127H11V128H10ZM42 127H44V126H42ZM87 127H88V129H87ZM101 127H102V126H101ZM101 127H99V128H101ZM107 127H109V126H107ZM111 127H112V126H111ZM116 127H117V126H116ZM118 127H119V126H118ZM118 127H117V129H118ZM156 127H158L157 124H156ZM214 127L216 128L215 131H214ZM250 127H249V128H250ZM39 128H40V127H39ZM44 128H46V127H44ZM54 128H56V127H54ZM99 128H97V129H98V130H102V128H101V129H99ZM147 128H148V127H147ZM206 128H208V127H206ZM256 128H253V127H252V133H253V129H256ZM1 129H2V127H0V130H1ZM16 129H17V130H16ZM32 129H33V131H34V130H35V131L33 132ZM95 129H96V128H95ZM119 129H120V127H119ZM155 129H156V128H155ZM45 130H46V129H45ZM45 130H44V131H45ZM52 130H53V129H52ZM77 130H82V131H81V132H78ZM83 130H84V132H83ZM109 130H110V128H109ZM120 130H122V129H120ZM149 130H150V129H149ZM149 130L146 129L145 131H149ZM245 130H246V129H245ZM245 130H244V129H240V131H245ZM247 130L250 131L251 129H247ZM247 130H246V131H247ZM261 130H262V131H261ZM40 131L43 132L41 135H40ZM71 131H70V132H71ZM94 131H95V130H94ZM102 131H103V130H102ZM122 131H123V130H122ZM122 131H119L121 134L118 132V136H120V135L122 136V135H123V132H124V131H123V132H122ZM157 131H158V130H157ZM157 131H156V132H157ZM240 131H239V132H240ZM255 131H256V130H255ZM255 131H254V132H255ZM258 131H257L255 134L259 133ZM4 132H6V133H4ZM7 132H8V134H10L9 136H7ZM19 132H20V133H19ZM22 132H23L24 134H23ZM27 132H28V133H27ZM47 132H48V131H47ZM49 132H50V131H49ZM66 132H65V133H66ZM136 132H137V131H136ZM21 133H22V134H21ZM76 133H74V134H76ZM100 133H101V132H100ZM106 133H107V132H106ZM108 133H110V132L108 131ZM125 133H126V132H125ZM138 133H137V134H138ZM178 133H179V132H178ZM193 133H194V135H195V132H193ZM242 133H244L243 136H245V135H246L245 133H247V132H242ZM249 133L252 134L251 132H249ZM3 134H4V135H3ZM29 134H30V135H29ZM74 134H73V135H74ZM111 134H112V133H111ZM127 134H129V133H126V136H127ZM131 134H135V136H134V135H133V136H134V138H136L137 140L139 139V140L141 141V139H143V138H140V136L137 135L135 132H134V133H131ZM157 134H158V136H160V135H159L160 132H158ZM236 134H237V133H236ZM238 134H239V133H238ZM255 134H254L253 136L257 137ZM259 134H260V133H259ZM32 135H33V134H32ZM73 135H72V136H73ZM77 135H78V134H77ZM92 135H94V133H92ZM101 135H102V134H101ZM116 135H117V134H116ZM136 135H137L138 137H137ZM140 135H141V134H140ZM166 135H167V134H166ZM171 135H172V134H171ZM224 135H223V136H224ZM241 135H242V134H241ZM248 135H249V134H247L246 136H248ZM33 136H34V138H35V136L38 137V136L35 135V134H34ZM103 136H104V135H103ZM109 136H110V135L108 134V137H109ZM113 136H114V133H113ZM141 136H143V135H141ZM172 136H173V135H172ZM172 136H170V137H172ZM201 136H203V135H201ZM201 136H199V137H201ZM206 136H207V135H206ZM206 136H204L205 141H206L207 137H208V138L210 137V135H208L207 137H206ZM234 136H236V135H234ZM243 136H242V137H243ZM249 136H250V135H249ZM10 137H9V138H10ZM14 137H17V136H14ZM18 137H17V138H18ZM70 137H71V134H70ZM98 137H99V136H98ZM104 137H105V136H104ZM128 137H131V136L128 135L127 137H120V138H121V139H122V138H127V139H128ZM167 137H168V136H167ZM238 137L240 138V136H238ZM9 138H8V139H9ZM19 138H18V139H19ZM38 138H39V137H38ZM75 138H76V137H75ZM83 138H84V139H83ZM83 138H78V139H83L84 141H82V142L85 143V137H83ZM93 138H94V137H93ZM118 138H119V137H118ZM159 138H160V137H159ZM202 138H203V137H202ZM223 138H225V137H223ZM10 139H14V138H10ZM25 139H24V141H22L23 139H21V140L19 139V141L23 142V143H21L23 146L26 145V144H28V143L24 144V142H26V141L29 142V141H30L29 139H27V140H25ZM32 139H33V137H32ZM36 139H37V138H36ZM39 139H40V138H39ZM94 139H97V140L99 141L100 139H102V137H101V138L99 137V139H98V138H94ZM144 139H145V141H146L147 137L144 138ZM188 139H189V138H188ZM210 139H211V137H210ZM212 139H213V137H212ZM226 139H227V138H226ZM258 139H260V136H259V138L257 137L256 140L259 141ZM3 140H2V141H3ZM5 140H6V141H5ZM5 140L3 141V143H5V142H9L7 139H5ZM14 140H15V139H14ZM14 140H11V141H13V143L16 142V145L19 144L18 146H20V142H17L16 140H15V141H14ZM102 140H103V139H102ZM108 140H109V138H108ZM108 140H107V142H108ZM137 140H136V141H137ZM139 140H138V141H139ZM147 140H148V139H147ZM191 140H192V139H191ZM202 140H203V139H202ZM207 140H208V139H207ZM217 140H216V141H217ZM223 140H224V139H223ZM11 141H10V142H11ZM33 141H34V143H35V140H33ZM38 141H39V140H38ZM75 141H76V140H75ZM126 141H127V140H126ZM140 141H139V142H140ZM143 141H144V140H143ZM148 141H149V140H148ZM148 141H147V142H148ZM203 141H204V140H203ZM203 141H201V142H203ZM251 141H252V140H251ZM30 142L32 143V141H30ZM30 142H29V143H30ZM100 142H102V141H100ZM103 142H104V141H103ZM116 142H117V141H116ZM128 142H129V141H127V143H128ZM141 142H142V141H141ZM141 142H140V143H141ZM161 142H162V141H161ZM226 142L229 143L230 141H226ZM259 142H260V141H259ZM17 143H18V144H17ZM36 143H37V142H36ZM46 143H47V142H46ZM142 143H143V142H142ZM159 143H160V142H159ZM209 143H210V142H209ZM212 143H213L212 145L215 147L216 143H215V142H212ZM86 144H87V146H90V142H89V145H88V141H87ZM86 144H85V145H86ZM101 144H102V143H101ZM145 144H146V143H145ZM148 144L150 145L151 143H148ZM203 144H204V143H203ZM207 144H208V142H206V144H204V145L207 146ZM261 144H262V143H261ZM5 145H6V143H5ZM10 145H12V143H10ZM14 145H15V144H13L12 146H14ZM22 145H21L20 147H23ZM78 145L83 146V145H81V144H78ZM78 145H77V146H78ZM110 145H111V147H113L112 144H110ZM110 145H109V146H110ZM119 145H120V144H119ZM127 145H128V144H127ZM127 145H126V148H125L124 145H123L124 147H123L122 145H120V147L122 146V148H123V150H124V149H127V148L129 147V145H128V146H127ZM149 145H148V147H149ZM263 145H264V144H263ZM80 146H78V147H80ZM103 146H104V145H103ZM152 146H153V145H152ZM160 146H161V145H160ZM197 146H198V144H197ZM261 146H262V145H261ZM261 146H259V144H258V149H259ZM14 147H15V146H14ZM104 147H105V146H104ZM133 147H134V146H133ZM162 147H163V146H162ZM200 147L202 148V146H199L198 148L201 149ZM208 147H209V148L211 147V143L208 144ZM15 148H17V147H15ZM39 148H40V147H39ZM81 148H82V147H81ZM106 148H107V147H106ZM143 148H144V147H142V149H143ZM145 148H146V146H145ZM145 148H144V149H145ZM150 148H151V146H150ZM168 148H169V147H168ZM211 148H213V147H211ZM262 148H263V146H262ZM20 149H21V148H20ZM22 149H26V147H24V148H22ZM40 149H42V148H40ZM82 149H83V148H82ZM107 149H108V148H107ZM107 149H106V150H107ZM133 149H134V148H133ZM144 149H143V151H144ZM243 149H244V148H243ZM260 149H261V148H260ZM3 150L6 151L4 148H3ZM30 150H31V149H30ZM35 150H36V149H35ZM43 150H44V149H43ZM88 150H89V149H88ZM90 150H91V149H90ZM201 150H203V149H201ZM212 150H213V149H212ZM225 150H226V149H225ZM225 150H223V151L225 152ZM82 151H83V150H82ZM124 151H125V150H124ZM143 151H142V152H143ZM213 151H214V150H213ZM262 151L264 152V150L261 149V152H262ZM7 152H11V150H10V151H9V150L6 151L5 153H7ZM105 152H106V151H105ZM140 152H141V150H140ZM167 152H168V151H167ZM224 152H222V153H224ZM143 153H144V152H143ZM212 153H213V152H212ZM226 153H227V152H226ZM226 153H225V154H226ZM254 153H256V152H254ZM0 154H1V153H0ZM12 154H14V153H12ZM44 154H45V153H44ZM52 154H54V153L52 152ZM79 154H80V153H79ZM140 154H141V153H140ZM252 154H253V153H252ZM259 154L262 155V154L259 152V153H256V157H257V155H259ZM263 154H264V153H263ZM103 155H104V154H103ZM103 155H102V156H103ZM231 155H232V154H231ZM253 155L255 156V154H253ZM64 156H65V155H64ZM80 156H82V155H80ZM91 156H92V155H91ZM96 156L98 157V156H101V155L97 154ZM104 156H105V155H104ZM222 156H223V155H221V157H222ZM225 156H226V155H225ZM233 156H234V155H233ZM54 157H55V156H54ZM67 157H68V155H67ZM69 157H70V156H69ZM82 157H83V156H82ZM139 157H141V156H139ZM221 157H220V158H221ZM227 157H228V156H227ZM236 157H237V156H235L234 158H236ZM263 157H264V155H263ZM25 158H27V157H25ZM25 158H24L23 161H27V160H28V159L25 160ZM47 158H48V157H47ZM65 158H66V157H65ZM141 158H142V157H141ZM197 158H198V157H197ZM224 158H225V157H224ZM224 158H222V160H223ZM258 158H259V157H257V159H258ZM261 158H262V157H261ZM261 158H259V159H261ZM70 159H71V158H70ZM89 159H90V158H89ZM105 159H106V158H105ZM200 159H201V158H200ZM238 159H239V158H238ZM243 159H244V158H243ZM246 159H247V158H246ZM257 159H255V157H254V160H257ZM262 159H263V158H262ZM31 160H32V159H31ZM31 160H30V161H27L28 164L31 162ZM90 160H91V159H90ZM90 160H89V161H90ZM198 160H199V159H198ZM217 160H219V159H217ZM249 160H250V161L252 160V162H253V159H250V158H249ZM249 160L247 159V161H249ZM263 160H264V159H263ZM108 161H109V160H108ZM108 161H107V163H108ZM124 161H126V160H124ZM223 161H224V160H223ZM223 161H220V162H223ZM241 161H242V160H241ZM244 161H246V160H244ZM250 161H249V163L251 164ZM97 162H98V160H97ZM102 162H105V163H106L105 160L102 161ZM199 162H201V161H199ZM220 162H219V163H220ZM238 162H239V161H238ZM261 162H262V161H261ZM33 163H34V162H33ZM36 163H37V162H36ZM36 163H35V164H36ZM124 163H125V162H124ZM217 163H218V162H217ZM232 163H233V162H232ZM243 163H244V165H245L244 168L246 169V166H247V165L245 164L246 162H243ZM243 163H242V166H243ZM259 163H260V162H259ZM35 164H34V166H35ZM101 164H102V163H101ZM236 164H237V163H236ZM238 164H239V163H238ZM240 164H241V163H240ZM253 164H254V163H253ZM24 165H25V167H26V164H24ZM50 165H51V164H50ZM98 165H99V166H102V165H100V164H97V166H98ZM34 166H32L31 163H30V165H27V168H28V167H30V168L33 167V168L30 169V170H29V168H28L29 171L27 170V168H25L26 171H27V174H29L30 176H32L31 179H33V175H31V174L34 173V172H33ZM47 166H48V165H47ZM53 166H54V165H53ZM99 166H98V167H99ZM224 166H226V164H225ZM238 166H239V165H238ZM251 166H252V165H251ZM37 167H38V166H35V170H34V171H38V172H36V173H38V174L40 175V173H41V172H40L41 169L36 170ZM43 167H44V166H43ZM48 167H49V166H48ZM145 167H146V166H145ZM227 167H228V166H227ZM247 167H248V166H247ZM252 167H253V166H252ZM38 168H39V167H38ZM76 168H77V167H76ZM143 168H144V167H143ZM147 168H148V167H147ZM238 168H240V167H238ZM248 168H249V167H248ZM253 168H254V167H253ZM256 168H258V166H257ZM256 168H254V169H256ZM45 169H46V168H45ZM47 169H48V171H50L49 168H47ZM53 169H55V168H53ZM84 169H85V168H84ZM251 169H252V168H251ZM254 169H253V170H254ZM261 169H262V166H261ZM75 170H76V169H75ZM80 170H81V169H80ZM120 170H121V169H120ZM247 170H248V169H247ZM31 171H32V172H31ZM53 171H54V170H53ZM103 171H104V169H103ZM248 171H251V170H248ZM256 171H257V170H256ZM30 173H31V174H30ZM36 173H34V174H36ZM240 173L243 174L244 172H240ZM251 173H252V171H251ZM258 173H260V171H259ZM263 173H264V172H263ZM27 174H26V175H27ZM111 174H112V173H111ZM111 174H110V175H111ZM238 174H239V173H238ZM242 174H240V175H242ZM247 174H249V172H248ZM253 174L257 175L256 172H255V173L253 172ZM29 175H28V177H29V179H30V176H29ZM52 175H53V174H52ZM59 175H60V174H59ZM59 175H58V176H59ZM117 175H118V174H117ZM119 175H120V174H119ZM261 175H262V174H261ZM45 176H47V174H45ZM45 176L43 175V177H45ZM243 176H244V175H243ZM245 176H246V174H245ZM253 176H254V175H253ZM253 176H252V178H253ZM258 176H259V174H258ZM36 177H37V176H36ZM38 177H39V176H38ZM47 177L49 178V176H47ZM52 177H53V176H52ZM52 177H50V180H51ZM155 177H156V176H155ZM237 177H238V175H237ZM248 177H249V176L247 175L245 178L249 179ZM254 177H255V176H254ZM40 178H41V177H40ZM53 178H54V177H53ZM98 178H100V177H98ZM238 178H239V177H238ZM243 178H244V177H243ZM243 178H239V179L241 180V179H243ZM245 178H244V179H245ZM250 178H251V177H250ZM252 178H251V179H252ZM256 178H257V177H256ZM259 178H260V177H258L257 179H259ZM262 178H264V177H262ZM146 179H147V178H146ZM148 179H149V178H148ZM148 179H147V180H148ZM158 179H159V178H158ZM158 179H157V180L155 179L156 182L158 181ZM38 180H40V179L38 178L37 181H38ZM43 180H44V179H43ZM47 180L50 181L49 179H47ZM73 180H74V179H73ZM153 180H154V178H153ZM214 180H215V179H214ZM33 181L35 182V184H37V183H36L37 181H35V180H33ZM45 181H46V180H45ZM115 181H116V179H115ZM118 181H119V180H118ZM203 181H204V179H203ZM242 181H243V180H242ZM248 181H249V180H248ZM248 181H247V182H248ZM253 181H254V179H253L252 181H249V182H252V183H253ZM259 181H262V182H263L264 180H259ZM259 181L257 180V183H259ZM42 182H43V181H42ZM50 182H51V181H50ZM244 182H245V181H244ZM255 182H256V180H255ZM47 183H48V182H47ZM52 183H53V182H52ZM102 183H104V182H102ZM41 184H42V183H40V185H41ZM114 184H115V182H114ZM130 184H131V183H130ZM150 184H151V183H150ZM254 184H255V183H254ZM40 185H39V181H38V184H37L36 186H39V187H37V188L40 189ZM54 185H55V184H54ZM41 186H42V185H41ZM51 186H53V185L51 184ZM114 186H115V185H114ZM137 186H138V185H136V189L138 188ZM147 186H150V185H147ZM134 187H135V186H134ZM150 187H152V184H151ZM202 187H203V186H202ZM55 188H56V187H55ZM41 189H42V187H41ZM48 189H51V188H48ZM53 189H54V187H53ZM64 189H65V188H64ZM131 189H132V188H131ZM134 189H135V188H134ZM138 189H139V188H138ZM138 189H137V190H138ZM150 189H152V188H150ZM150 189H149L148 193L151 194V196H152L153 194L151 193L152 191H151ZM44 190H45V189H44ZM114 190H115V189H114ZM139 190H140V189H139ZM153 190H154V189H153ZM206 190H207V189H206ZM209 190H210V189H209ZM49 191H51V190H49ZM49 191H48V193H49ZM117 191H118V190H117ZM135 191H136V190H135ZM52 192L55 193V191H53V190H52ZM153 192H154V191H153ZM121 193H122V192H121ZM139 193H140V192H139ZM148 193H147V194H148ZM263 194H264V192H263ZM79 195H81V194H79ZM142 195H143V194H142ZM49 196H50V194H49ZM84 196H85V195H84ZM118 196H119V195H118ZM121 196H122V195H121ZM50 197H51V196H50ZM70 197H71V196H70ZM78 197H79V196H78ZM128 197H129V196H128ZM149 197H150V196H149ZM153 197H154V196H152L151 198H153ZM262 197H263V195H262ZM51 198H52V197H51ZM79 198H80V197H79ZM125 198H126V197H125ZM147 198H148V197H147ZM263 198H264V197H263ZM72 199H73V198H72ZM80 199H81V198H80ZM73 201H74V199H73ZM73 201H72V203H73ZM129 201H130V200H129ZM149 201H151V200H149ZM262 201H263V200H262ZM69 203H70V202H69ZM131 203H132V202H131ZM131 203H130V204H131ZM148 203H149V202H148ZM127 204H128V203H127ZM137 204H138V203H137ZM262 204H263V203H262ZM262 204H261V206H262ZM54 205H55V203H54ZM263 205H264V204H263ZM112 206H113V204H112ZM114 207H116V206H114ZM262 208H263V207H262ZM124 209H126V208H124ZM124 209H122V210H124ZM127 209H128V208H127ZM120 210H121V209H120ZM127 211H128V210H127ZM129 211H130V210H129ZM20 212H22V211H20ZM123 212H124V211H123ZM123 212H122V213H123ZM23 213H24V212H23ZM125 213H127V212H125ZM128 213H129V212H128ZM132 213H134V212H132ZM187 214H188V211H187ZM212 214H213V213H212ZM135 215H136V213H135ZM15 216H16V215H15ZM18 216H19V215H18ZM24 216H25V215H24ZM27 216H28V215H27ZM133 216H134V215H133ZM184 216H185V215H182L183 218H184ZM212 216H213V215H212ZM215 216L217 217V215H215ZM25 217H26V216H25ZM30 217H32V216L30 215ZM30 217H28V218H30ZM127 217H128V216H127ZM188 217H190V213H189V216H188ZM218 217H219V215H218ZM256 217H257V216H256ZM256 217H254V218H256ZM33 218H34V217H33ZM125 218H126V216L124 217V219H125ZM137 218H139V217H137ZM186 218H187V217H186ZM26 219H27V218H26ZM30 219L32 220V218H30ZM128 219H129V218H128ZM130 219H131V218H130ZM176 219H177V218H176ZM187 219H188V218H187ZM187 219H186V221H187ZM217 219H218V218H217ZM21 220H22V219H21ZM27 220H28V219H27ZM31 220H29V221H31ZM132 220H133V219H132ZM18 221H20V220H18ZM34 221H35V220H34ZM39 221H40V220H39ZM39 221H38V222H39ZM141 221H142V220H141ZM36 222H37V220H36ZM40 222H41V221H40ZM40 222H39V223H40ZM194 222H195V221H194ZM15 223H16V222H15ZM17 223H19V222H17ZM26 223H27V222H26ZM34 223H35V222H34ZM34 223H33V224H34ZM197 223H198V221H197ZM201 223H202V222H201ZM141 224H143V222H141ZM198 224H199V223H198ZM15 225H16V224H15ZM28 225H29V223H28ZM39 225H41V224H39ZM199 225H200V224H199ZM201 225H203V224H201ZM222 225H223V224H222ZM26 226H27V224H26ZM37 226H38V224H37ZM42 226H43V225H42ZM42 226H40V227L38 226V227L41 229ZM44 226H45V225H44ZM46 226H49V224L47 223ZM29 227H30V226H29ZM31 227H32V225H31ZM34 227H35V224H34ZM226 227H228V226H226ZM229 227L231 228V226H229ZM232 227H233V226H232ZM22 228H23V227H22ZM42 228H43V227H42ZM145 228H146V226H145ZM222 228H223V227H222ZM263 228H264V227H263ZM28 229H29V228H28ZM40 229H38V230H40ZM44 229H45V228H44ZM47 229H48V228H47ZM201 229L203 230V229H206V228H204V227L202 228V227H201ZM223 229H225V228H223ZM226 229H227V228H226ZM22 230H23V229H22ZM32 230H33V231H32ZM32 230H31L32 232H34V230H35L36 232L38 231V230L36 229V227H35V229H32ZM144 230H145V232H147L146 229H143V231H144ZM257 230H258V229H257ZM44 231H45V230H44ZM48 231H49V230H48ZM204 231H205V230H204ZM206 231H207V229H206ZM8 232H9V231H8ZM10 232H13V231L11 230ZM25 232H26V231H25ZM38 232H40V231H38ZM38 232H37V234H39ZM95 232H96V231H95ZM95 232H93V233H95ZM201 232H202V231H201ZM209 232H210V230H209ZM209 232H208V233H209ZM225 232H228V234H227V233H226V234H227V235H230V239L233 238V239H235V241H236V242H233V243H232L233 245L231 244V242H232L231 240H233V239H231L230 241H228V244H229V245L227 246V248L230 250L229 252H230L231 256H233V254H234L233 251L236 249L235 246H237V248H239V246H240L239 244L243 242V240H244V236H243L242 238H241V236H240V238H235V237H232L233 234H232V235L229 234V230H228V231H225ZM235 232H236V231H235ZM235 232H234V233H235ZM26 233H27V232H26ZM28 233H29V232H28ZM28 233H27V234H28ZM30 233H31V232H30ZM91 233H92V231H91ZM91 233H90V234H91ZM93 233H92V234H93ZM208 233L206 232V234H208ZM232 233H233V232H232ZM201 234L204 235L203 232H202ZM209 234H211V233H209ZM223 234H224V232H223ZM235 234H236V233H235ZM235 234H234V235H235ZM237 234H238V233H237ZM263 234H264V231H263ZM263 234L261 233V235H263ZM39 235H41V234H39ZM74 235H75V234H74ZM97 235H98V234H97ZM101 235H102V234H101ZM199 235H200V234H199ZM203 235H202V236H203ZM234 235H233V236H234ZM29 236H30V238H31V236H32V237H33V236H36V233H35V235H34V234H33V235H30V234H29ZM29 236L27 235V237H29ZM42 236H43V238H46V237H44V235H42ZM92 236H93V235H92ZM94 236H95V235H94ZM94 236H93V237H94ZM98 236H99V235H98ZM105 236H106V235H105ZM145 236H146V235H145ZM152 236H153V235H149V237H148V238H149V243H150V240H151V242H155V239H154V237H152ZM200 236H201V235H200ZM202 236H201V237H202ZM204 236H205V235H204ZM204 236H203V237H204ZM207 236H208V235H207ZM209 236H210V235H209ZM237 236H238V235H236V237H237ZM251 236H252V235H251ZM251 236H250V237H251ZM0 237L3 239L4 236L2 237V235H1ZM9 237H10V236H9ZM12 237H14V236H12ZM16 237H17V236H16ZM16 237H14V239H15ZM70 237H71V236H70ZM96 237H97V236H96ZM150 237H151V239H150ZM228 237H229V236H228ZM228 237H227V238H228ZM238 237H239V236H238ZM245 237H247V236L245 235ZM253 237H254V235H253ZM253 237H252V238H253ZM41 238H42V237H41ZM48 238H50V237H48ZM103 238H104V237H103ZM260 238L263 239L262 236H260ZM2 239H1V240H2ZM32 239H33V238H31V240H32ZM38 239L40 240V237H38ZM46 239H47V238H46ZM73 239H74V238H73ZM73 239H70V240H73ZM76 239H77V238H76ZM95 239H97V238H95ZM99 239H100V238H99ZM153 239H154V241H152ZM228 239H229V238H228ZM228 239H227V240H228ZM236 239H239V240L242 239V240H241V242L239 243V241L237 242ZM33 240H34V239H33ZM42 240H43V239H41V241H42ZM44 240H45V239H44ZM102 240H104V239H102ZM162 240H163V239H162ZM2 241H3V240H2ZM6 241H7V240H6ZM19 241H20V240H19ZM19 241H18V242H19ZM34 241H35V240H34ZM48 241L51 242L50 240H45V242H46L47 244H48ZM189 241H190V240H189ZM189 241H187V242H189ZM233 241H234V240H233ZM244 241H245V240H244ZM257 241H258V242H256V243H258V244H259V242H261V244H262V242H263V244H264V239H263L262 241H259V239H258ZM3 242H4V241H3ZM18 242H17V243H18ZM30 242H31V241H30ZM32 242H33V241H32ZM38 242H39V241H38ZM45 242L42 241V244H41V245L45 244ZM63 242H64V244L66 243L65 241H63ZM103 242H104V241H103ZM190 242H191V241H190ZM15 243H16V242H15ZM19 243H20V242H19ZM39 243H41V242H39ZM39 243H38V244H39ZM59 243H60V241H59ZM61 243H62V242H61ZM61 243H60V244H61ZM234 243H236V244H234ZM238 243H239V244H238ZM256 243H255V245H256ZM2 244H3V243H2ZM12 244H13V243H12ZM35 244H36V245H35ZM35 244H33V245H34V246H37V245H38L36 242H35ZM62 244H63V243H62ZM86 244H87V243H86ZM93 244L95 245V243H93ZM96 244H97V243H96ZM107 244H108V243H107ZM107 244H106V245H107ZM150 244H152V243H150ZM192 244H193V243H192ZM242 244H243V243H242ZM3 245H4V244H3ZM9 245H10V244H9ZM15 245H16V244H15ZM19 245H21V244H19ZM31 245H32V244H31ZM33 245H32V246H33ZM49 245H50V244H49ZM57 245H58V242H57ZM186 245H187V244H186ZM190 245H191V244H190ZM245 245H246V244H245ZM245 245H243V246H245ZM255 245H254V247H255ZM17 246H18V245H17ZM34 246H33L32 248H34ZM47 246H48V245H47ZM64 246H65V245H64ZM64 246H62V247H64ZM97 246L99 247L100 245H97ZM102 246H103V245H102ZM148 246H149V245H148ZM150 246H151V245H150ZM233 246H234V247H233ZM251 246H253V245H251ZM260 246H261V245H260ZM23 247H25V246L23 245ZM28 247H29V246H28ZM45 247H46V246H45ZM49 247H51V246H49ZM85 247H89V246L87 245V246H85ZM103 247H104V246H103ZM151 247H152V246H151ZM263 247H264V246L262 245V248H263ZM21 248H22V247H21ZM25 248H27V246H26ZM95 248H96V247H95ZM100 248H101V247H100ZM191 248H193V247H191ZM256 248H257V247H256ZM256 248H255V250H256ZM260 248H261V247H260ZM262 248H261V250L263 251ZM6 249H8V248H5V246H4L3 250H6ZM39 249H40V248H39ZM55 249H56V248H55ZM55 249L53 248L54 252L57 251V250H55ZM86 249L88 250V248H86ZM90 249H91V247H90ZM90 249H89L88 251H92V250H94V248L91 249V250H90ZM148 249L151 250V249H153V247H152L151 249L148 247ZM187 249H188V248L185 247V251H186ZM189 249H190V248H189ZM221 249H222V251H223V248H221ZM247 249H249V250L251 249V250H252V248H250V247L247 248ZM258 249H259V248H258ZM11 250H12V249H11ZM24 250H25V249H24ZM42 250H43V249H42ZM44 250H46V251H45V254H46V252L49 251V249H48V251H47V249H44ZM44 250H43V251H44ZM96 250H97V249H95V251H96ZM99 250H100V249H99ZM219 250H220V249H219ZM249 250H248V252H249ZM6 251H7V250H6ZM22 251H23V250H22ZM32 251H33V249H32ZM36 251H37V250H36ZM36 251H35V252H36ZM43 251H42V252H43ZM97 251H98V250H97ZM159 251H160V250H159ZM165 251H166V250H165ZM180 251H181V250H180ZM180 251H179V252H180ZM185 251H184V252H185ZM0 252H1V251H0ZM3 252L5 253V251H3ZM25 252H26V251H24V253H25ZM27 252H28V251H27ZM37 252H41V250H40V251H37ZM54 252L51 251V253H54ZM57 252H58V251H57ZM57 252H55V253L57 254ZM98 252H99V251H98ZM150 252H151V251H150ZM161 252H162V250H161ZM167 252H168V251H167ZM176 252H177V251H176ZM184 252H183V253H184ZM187 252H188V251H187ZM217 252H218V251H217ZM246 252H247V250H246ZM246 252H244V253H246ZM248 252H247V253H248ZM22 253H23V252H22ZM43 253H44V252H43ZM55 253H54V254H55ZM87 253H88V252H87ZM90 253H91V252H90ZM90 253H88V254H90ZM169 253L171 254V252H169ZM169 253H168V254H169ZM174 253H175V252H174ZM183 253H181V254L184 255ZM247 253H246V255H247ZM249 253H251V252H249ZM254 253H257V251H255ZM258 253H259V252H258ZM32 254H34V256H35V253H34V252H32ZM37 254H39V253H37ZM41 254H42V253H41ZM88 254H87V255H88ZM96 254H97V253H96ZM99 254H100V253H99ZM168 254H167V255H168ZM187 254H188V253H187ZM252 254H253V253H252ZM0 255L2 256L3 254H0ZM29 255H31V254H29ZM39 255H40V254H39ZM90 255H91V254H90ZM165 255H166V254H165ZM165 255H164V256H165ZM172 255H174V254H172ZM172 255H170V256L172 257ZM246 255H245V256H244V255L242 256V257H244V259H245V261H246V262H245V261L243 260V261L245 262V264H247V263L249 264V262L252 263V260H253V259H252V260L250 259V261L247 260L248 255H247V257H246ZM262 255H263V254H262ZM1 256H0V257H1ZM95 256H96V255H95ZM100 256H101V255H100ZM102 256H103V255H102ZM154 256H155V255H154ZM168 256H169V255H168ZM186 256H187V255L185 254L184 257H186ZM219 256H220V255H219ZM219 256H218V259H219ZM259 256H260V255H259ZM263 256H264V255H263ZM11 257H12V256H11ZM24 257H25V256H24ZM165 257H166V258H169V257H167V256H165ZM184 257H183V258H184ZM4 258H6V257H4ZM90 258H92V257H90ZM260 258H261V257H260ZM11 259H12V258H11ZM181 259H182V257H181ZM248 259H249V258H248ZM169 260H170V258H169ZM178 260L180 261V259H178ZM186 260H187V259H186ZM186 260H184V262H185ZM262 260H264V259L262 258ZM154 261H155V260H154ZM182 261H183V260H182ZM182 261H181V262H182ZM247 261H248V262H247ZM184 262H183V263H184ZM187 263H188V262H187ZM259 263H260V262H259ZM23 264H24V263H23ZM25 264H26V263H25ZM181 264H182V263H181ZM230 264H231V263H230ZM233 264H234V263H233ZM253 264H254V263H253Z\"/></svg>",
  "mask_w": 264,
  "mask_h": 264
}]
</instances>
